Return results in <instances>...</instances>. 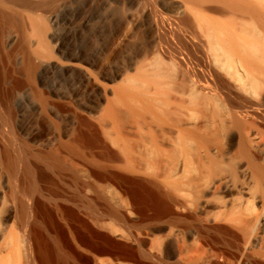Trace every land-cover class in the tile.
I'll return each mask as SVG.
<instances>
[{"label":"bare ground","instance_id":"1","mask_svg":"<svg viewBox=\"0 0 264 264\" xmlns=\"http://www.w3.org/2000/svg\"><path fill=\"white\" fill-rule=\"evenodd\" d=\"M65 1L0 0V55L19 68L0 84V264H264V0H166L172 17L151 10L153 42L109 77L14 10ZM170 33L187 56L209 46L200 73L166 55ZM210 103L236 139L201 137Z\"/></svg>","mask_w":264,"mask_h":264},{"label":"rangeland","instance_id":"2","mask_svg":"<svg viewBox=\"0 0 264 264\" xmlns=\"http://www.w3.org/2000/svg\"><path fill=\"white\" fill-rule=\"evenodd\" d=\"M158 1V9L156 4H153L152 8V6L147 4H139V0H67L63 3L59 2L55 7L50 6L46 9L43 7V5L46 4L42 3L40 6H42L45 11H43L42 7H39L37 10H31V8L25 6H16L14 10L26 18L30 15H45L47 23L53 30L54 37L51 38L52 42L66 44L67 51L65 50V54L84 59L85 61L87 60L88 63H94L96 66L98 65L103 71L102 74H105V77L108 74L107 77H109L118 74L124 69L127 62L135 59L142 52V45L147 46L153 42L155 30L152 26V19L148 16L151 10H154L155 17L156 15L158 18L172 17V14L169 11L170 6L166 0ZM180 1L184 4H188L187 0ZM214 4L216 3L206 5L189 3L193 8V13L203 12L209 16L220 18L222 20L231 17L228 15L224 16L217 14L209 9L210 6H215ZM52 8L53 10H51ZM130 12H134L133 16L130 15ZM127 21V26H125ZM197 27L198 25L195 27L184 26L182 33L184 32L183 35L192 36L197 30ZM17 33L21 36L20 32H14L13 34ZM8 34H10V32H8L7 35ZM164 44L167 45L164 46L163 49L168 56L178 54L176 49L182 52L187 59L185 60V65L191 71L194 70L195 72L200 73L204 66V62H207L206 59L208 61L211 60V55H208L209 46L204 47L202 46L204 45L202 43V45L197 44L195 46V57L187 56L188 51L185 44L180 40L177 34L174 35L173 33H170ZM168 46L169 49L167 48ZM204 54L206 55V58L203 56ZM20 57L19 54L16 55L15 60ZM12 62L15 65L18 64L15 63L16 61ZM12 62H7L5 58L0 55V81L2 82H0V84L3 86H5V77L10 75L5 68L6 64L7 68L14 67L15 72H19L18 66H15ZM196 65H200V68ZM77 71V73L75 72V74L71 76L72 84L75 85L78 83L75 94H77L78 98H82L86 103L94 104L96 96L91 92L88 86V81L85 80L87 79L84 77L86 76V72L84 70ZM203 80L205 81V79ZM208 105L209 106H205L207 108L202 109L201 113V121L203 123L201 137L203 139H236V136H233L234 132H232L236 131L235 128L232 129V127H230L228 131L223 132L220 118H213V116H211L212 111H207L208 107L211 108H209V110L213 109L214 103ZM29 113L30 112H26V118L24 119L26 129H32L34 126V120L31 113ZM217 122H219V125ZM213 124L214 126L212 127ZM115 131L116 130L112 131V133L114 134ZM216 131H218L217 135L215 133ZM209 133H211V135H209ZM115 135L117 136L116 132L114 136ZM217 173L219 174L221 172L217 171L216 174Z\"/></svg>","mask_w":264,"mask_h":264}]
</instances>
